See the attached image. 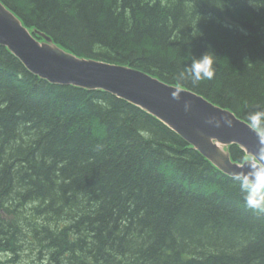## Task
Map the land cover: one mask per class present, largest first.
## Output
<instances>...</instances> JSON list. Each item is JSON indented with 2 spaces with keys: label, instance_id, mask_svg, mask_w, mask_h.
<instances>
[{
  "label": "trees",
  "instance_id": "obj_1",
  "mask_svg": "<svg viewBox=\"0 0 264 264\" xmlns=\"http://www.w3.org/2000/svg\"><path fill=\"white\" fill-rule=\"evenodd\" d=\"M1 2L80 58L141 70L247 122L264 109V0ZM209 51L214 79L181 81ZM0 251L11 264H264V214L142 108L49 84L0 46Z\"/></svg>",
  "mask_w": 264,
  "mask_h": 264
},
{
  "label": "bare ground",
  "instance_id": "obj_2",
  "mask_svg": "<svg viewBox=\"0 0 264 264\" xmlns=\"http://www.w3.org/2000/svg\"><path fill=\"white\" fill-rule=\"evenodd\" d=\"M33 33H35V35ZM0 46H4L8 48V50L12 53V55H15V57L23 64V66L31 74L35 75L41 80L48 82L49 84L57 85V86H73L86 91L102 90L105 92H109L117 96L118 98H121L122 100H126L125 98L114 94L107 87L109 86L108 84H111L116 88V85H118L119 82H117V84H114L116 83L114 77L111 78L110 77L111 75H107L105 73H99L96 72L95 70L96 68L99 69L100 66H104V67L109 66L111 69L115 70L116 72L127 76V79L119 83L120 84L119 88L124 87L126 84H128L127 85L128 88L135 86V90L137 92H139L143 97H145L150 103L152 102L155 104V105L150 104V106L156 109L157 112L155 110L153 112L145 105H140L138 103L135 104L129 102L128 100L126 101L142 108L144 112L152 115L160 122H163L165 126H167L177 135H179L183 140H185L194 150L198 151L201 155H203L202 152L197 150L192 143L188 142L184 138V136L179 134L174 128L173 123L171 122L167 123L165 119H162L161 114L172 113L173 118H177V116H181L183 118L185 117L187 119L193 120L194 116L201 117L205 115L206 112L204 110L208 106L223 109L221 106L214 104L204 96L199 95L190 89L181 86H173L166 84L163 81L159 80L158 78L153 77L141 70L134 69L128 66H123L121 64L117 65L95 59L80 58L77 55L73 54L72 52L66 50L65 48L55 44L53 38L50 37L49 35L40 32L38 30L30 31L23 24L22 19L15 12L7 8L1 2V0H0ZM21 51L23 52L22 55L25 58H29L35 66L26 64L25 60L20 55ZM66 58L69 60L71 64H66L67 62H64V60H67ZM89 63H92L94 65H91ZM72 64L78 65L80 69L77 67H72ZM77 71H81V74L79 76L74 75V73ZM90 72H93L92 74L94 76L85 78L86 82L89 83L84 84L80 79L84 74ZM54 74L55 75L59 74L58 78H54L53 77ZM177 93H179V99H174L173 96ZM186 103L189 104V108L187 110H185ZM199 104H203V105L199 106ZM229 111L231 112V110ZM233 115L237 120L241 121L243 125L247 126L249 134H253L254 132L257 133L255 130L251 129L247 121L240 119L238 116L235 115V113ZM236 130L237 128L235 127V124H231L229 125V127L226 128V130L224 131L222 130L223 132L221 133L223 135L225 133H229L228 134L229 136L235 137ZM237 131L240 134H243L241 131L239 130ZM245 133L248 134V132ZM214 143L218 147L222 149L223 148L227 149L229 151L233 146H236L244 152L245 158L248 156H252V154H248L245 151V148L240 144L230 143L228 145H224V143H220L219 141H216ZM245 158L241 162H239V161H234L231 157L232 161L235 164H237L239 168L244 163ZM209 162L213 166H215L219 171L222 172V170L212 161ZM247 170H248L247 168L241 169V171H247ZM227 176L232 178L233 174ZM0 253H2V255L11 257V254L5 253L3 251H0ZM7 262L11 264L10 259L0 256V264H4V263L6 264Z\"/></svg>",
  "mask_w": 264,
  "mask_h": 264
},
{
  "label": "water",
  "instance_id": "obj_3",
  "mask_svg": "<svg viewBox=\"0 0 264 264\" xmlns=\"http://www.w3.org/2000/svg\"><path fill=\"white\" fill-rule=\"evenodd\" d=\"M22 54L23 52L21 51L20 55L25 60L27 65L30 64L35 66L29 58H25ZM64 62H67L66 64H71L68 59L64 60ZM89 64L94 65L92 63ZM72 67H77L80 69V67L75 64H72ZM95 70L96 72L99 73H105L107 75H111L110 76L111 78L114 77V80L116 82L114 84H117V82L121 83L122 81L127 79V76L116 72L115 70L111 69L109 66L108 67L100 66L99 69L96 68ZM92 73L93 72L84 74L80 80L84 84L89 83L86 82L85 78L94 76ZM80 74L81 71H77L74 73V75L77 76H79ZM58 76L59 74L53 75L54 78H58ZM123 76H125L126 78ZM119 83L118 85H116V88L111 84H108L109 86L107 87L114 94L125 98L129 102L145 105L153 112L154 110L156 111V109L150 106V104L152 105L155 104L152 102L150 103L145 97H143L139 92H137L135 90V86L128 88L127 87L128 84H126L124 87L119 88L120 86ZM201 105L203 104H199V106ZM204 111L206 112L205 115L201 117L194 116L193 120L187 119L185 117L183 118L181 116H177V118H173L172 113L161 114L162 115L161 118L165 119L167 123L169 122L173 123V126L176 129V131L182 136H184V138L188 142L192 143L197 150L201 151L202 154L207 158V160L212 161L215 165H217L222 170L223 173L230 175L240 172L241 167L239 168L238 165L232 161L230 151L218 147L214 142L219 141L220 143H224V145H228L230 143L240 144L245 148V151L248 154L255 155L256 153H258L259 147L261 146L258 133L254 132L253 134H249L247 126L243 125L241 121L237 120L233 115L234 113L232 111L230 112L229 110L224 108L221 109L211 106H208ZM213 117L216 119V121L219 122V126H216V124L208 123V120ZM229 119L231 120V124H235L237 130L241 131L244 135L240 134L237 130L235 137L229 136L228 135L229 133H225L224 135L221 133L224 130H226L227 127H229V124L227 122ZM245 132H248V134H246Z\"/></svg>",
  "mask_w": 264,
  "mask_h": 264
},
{
  "label": "clouds",
  "instance_id": "obj_4",
  "mask_svg": "<svg viewBox=\"0 0 264 264\" xmlns=\"http://www.w3.org/2000/svg\"><path fill=\"white\" fill-rule=\"evenodd\" d=\"M216 58L213 51L201 57L193 56L192 61L179 73V79L193 85L213 80L217 72ZM173 98L179 99V93ZM188 108L189 104L186 103L185 110ZM246 118L251 129L258 133L261 146L258 153L246 157L241 165L240 169L248 170L233 174L232 180L239 187L244 205L258 214H264V109L249 111ZM227 122L231 125L230 119ZM208 123L219 126L214 117Z\"/></svg>",
  "mask_w": 264,
  "mask_h": 264
}]
</instances>
